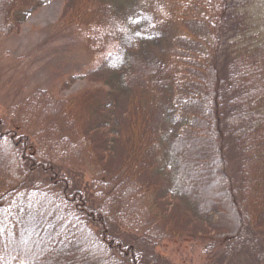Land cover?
Segmentation results:
<instances>
[{"label": "trees", "instance_id": "16d2710c", "mask_svg": "<svg viewBox=\"0 0 264 264\" xmlns=\"http://www.w3.org/2000/svg\"><path fill=\"white\" fill-rule=\"evenodd\" d=\"M51 1L0 0V36ZM62 1L59 27L89 34L95 61L60 84L85 89H37L0 118V264H170L156 248L177 237L264 264L259 0ZM211 170L226 204L199 201Z\"/></svg>", "mask_w": 264, "mask_h": 264}, {"label": "rangeland", "instance_id": "374dc122", "mask_svg": "<svg viewBox=\"0 0 264 264\" xmlns=\"http://www.w3.org/2000/svg\"><path fill=\"white\" fill-rule=\"evenodd\" d=\"M63 6L62 0H53L31 14L20 26L18 33L9 38L0 36V118L8 120L9 109L26 100L37 89L48 92L56 89L58 95L67 99L88 86L87 81L83 79L75 80L62 89L60 86L68 75L87 73L95 61L90 52L89 41L86 39L89 34L84 37L75 31L74 36L70 37L59 27ZM262 10L264 0H259L257 11ZM181 15V11H177V17ZM258 19L259 24H263L264 34V13L261 17L258 16ZM103 26L104 24H100L96 28L95 33H98L99 37L101 35L103 37L104 31L100 30ZM200 125L208 124L200 120ZM208 132L215 137L214 130L210 131V128L206 127L200 132L202 138L212 139ZM192 146L191 144L190 147ZM198 155L203 154L197 151L196 156ZM5 160L4 166L8 172L13 160L7 156ZM231 164V171L234 172V161ZM85 179L90 181L88 178ZM195 186L199 201L203 204L207 206H214L220 202L226 204L222 198L219 176L214 170L199 177ZM226 210L228 214L223 219L225 224H228L233 214L231 208L227 207ZM199 244L187 237H177L162 242L156 248V252L170 264H229L203 255ZM32 249L24 246L21 251L32 256L35 253V250L31 251Z\"/></svg>", "mask_w": 264, "mask_h": 264}]
</instances>
